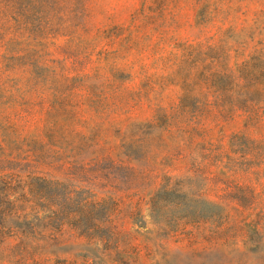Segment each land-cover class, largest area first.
Listing matches in <instances>:
<instances>
[{
    "label": "rangeland",
    "instance_id": "1",
    "mask_svg": "<svg viewBox=\"0 0 264 264\" xmlns=\"http://www.w3.org/2000/svg\"><path fill=\"white\" fill-rule=\"evenodd\" d=\"M11 206L0 264H264V0H0Z\"/></svg>",
    "mask_w": 264,
    "mask_h": 264
},
{
    "label": "trees",
    "instance_id": "2",
    "mask_svg": "<svg viewBox=\"0 0 264 264\" xmlns=\"http://www.w3.org/2000/svg\"><path fill=\"white\" fill-rule=\"evenodd\" d=\"M24 209L17 208L15 206H11L9 208L0 209V217L4 216L6 213L17 214L18 212H23ZM50 219H58L59 213L61 212L59 209H48ZM103 212V213H102ZM98 214V215H97ZM97 216V217H96ZM104 211L98 210L96 208L89 209V210H69L65 218L68 220L67 222L71 225H80L83 222H86L88 227V230H93V228H96V223L94 224V221H101L104 219ZM151 217L153 218V206L151 209ZM12 228L8 225H6L3 221H0V243L10 236L12 234Z\"/></svg>",
    "mask_w": 264,
    "mask_h": 264
}]
</instances>
